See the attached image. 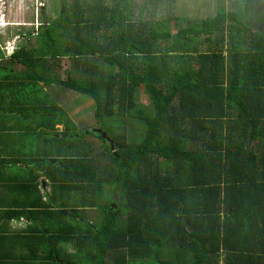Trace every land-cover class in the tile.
<instances>
[{"label":"trees","instance_id":"1","mask_svg":"<svg viewBox=\"0 0 264 264\" xmlns=\"http://www.w3.org/2000/svg\"><path fill=\"white\" fill-rule=\"evenodd\" d=\"M132 2L61 0L58 17L43 18L34 45L18 47L11 63L0 64V89L9 93L3 102L20 103L23 113L24 90L38 129L61 125L57 106L41 103V82L91 97L101 125L124 117L147 126L138 145L130 144L135 135L110 138L118 156L99 134L109 154L104 170L90 155L36 159L59 195L28 211L30 230L40 231L37 219H52L48 256L57 264H185L195 256L206 264L221 249L228 264H264V33L248 25L233 37L239 27L226 23L238 24V12L186 29L174 14L168 22L135 20ZM64 58L84 62L92 74L62 81L54 74ZM13 63L24 66L22 75L11 72ZM96 63L105 65V78ZM104 183L121 196L114 207L101 203ZM74 190L84 192L82 209L101 205L94 208L103 213L100 229L84 231L68 211H51ZM60 241L75 254L64 257Z\"/></svg>","mask_w":264,"mask_h":264},{"label":"rangeland","instance_id":"2","mask_svg":"<svg viewBox=\"0 0 264 264\" xmlns=\"http://www.w3.org/2000/svg\"><path fill=\"white\" fill-rule=\"evenodd\" d=\"M133 0V11H136V19L139 20V14H145L144 20L152 22L155 18L163 17L164 22H168L169 14L175 12L174 15L179 16V24L185 29L201 24L205 20H211L217 17L218 13L226 11L227 14L238 12V24L235 22H227L226 26L230 28L239 27L233 37H238L241 34L240 28L244 26L257 27L262 33H264V0H207V6L204 9L199 10L204 0H178V2L168 3L166 0ZM61 0H0V59H9L17 50L22 46H33L36 33L40 30L44 19L55 20L60 11ZM227 2V3H226ZM147 5L143 10L141 5ZM140 7V8H139ZM139 8V9H138ZM241 21V22H240ZM252 25V26H251ZM168 26V24H167ZM174 30V26L171 27ZM219 31V30H216ZM32 36H29L32 33ZM31 38V40H30ZM3 61H0V64ZM99 77L105 78L106 68L102 63H96ZM54 76L58 77L62 81H66L69 77L80 78L79 72H86L85 75L92 74L90 67L85 65L84 62L73 63L71 59L64 58L60 64V69L55 70ZM30 83V82H29ZM40 91L44 93V82L38 83ZM59 88V91H54ZM51 92L41 97V103H45L48 106H57V113L59 120H61V129H57V126H48L37 128L33 122L19 116L21 123V136L26 133L31 135L28 137H22L28 143L25 146L26 149H34L35 152L40 155H56V154H77L79 156L90 155L91 159L95 158L96 164L93 163L96 170L102 168L105 169L109 154L107 148L104 146L99 134H103V130L109 132V140L111 137H122L133 140L130 144L138 145L143 141V138L147 131V126L139 121L130 120L127 118H111L107 119L105 123L99 124L95 119V103L91 97L80 94L74 91L66 90L57 85H51L49 88ZM53 91V92H52ZM24 94L25 91H22ZM145 104H149L146 102ZM10 110L8 106L1 107L0 103V121L11 119V116H7L5 113ZM13 110V109H11ZM6 115V117H5ZM53 118L56 115L51 111ZM57 116V117H58ZM56 118V117H55ZM69 123L71 129H66V124ZM67 130V131H66ZM49 134L47 138L42 134ZM105 133V132H104ZM76 135V138H64L65 135ZM107 135V133H105ZM59 136V137H58ZM80 136V137H79ZM0 137H5L0 135ZM58 137V138H55ZM123 140L121 139L120 142ZM113 142V141H112ZM108 144V142H106ZM109 145V144H108ZM116 150V149H115ZM105 155V156H103ZM104 173H108L107 170ZM111 174V172L109 173ZM97 180H103L100 172H98ZM97 186H99L97 184ZM59 195V194H58ZM58 195H54V199L58 198ZM66 193L64 194V198ZM119 193L114 192V188L107 183L102 185V193L100 195L101 203L104 206H116V203H120ZM77 199V202L75 201ZM84 199V192L82 190H74L69 193V198L60 202L59 210H66L72 217L70 220L79 221L80 226L85 231L89 230V225L95 229H100L104 220L103 213L100 210L94 208H100L101 205H97L91 209H82L81 204ZM56 201V200H55ZM57 206V205H55ZM87 206V205H86ZM88 207V206H87ZM57 209V207H55ZM68 218V217H67ZM58 220V217H57ZM62 223L64 219H59ZM44 227H48V222L43 223ZM45 230V229H42ZM92 232L89 231L88 234ZM88 249L93 255L95 254V246L89 245ZM85 250V248H84ZM80 253V251L78 250ZM70 256V255H69ZM67 257V256H64ZM63 257V258H64ZM75 258L69 259L73 261ZM75 262V260H74ZM84 262L82 261V264ZM114 263V261H112Z\"/></svg>","mask_w":264,"mask_h":264},{"label":"crops","instance_id":"3","mask_svg":"<svg viewBox=\"0 0 264 264\" xmlns=\"http://www.w3.org/2000/svg\"><path fill=\"white\" fill-rule=\"evenodd\" d=\"M166 1H168L167 4L178 2V0ZM217 2H219V0H217L215 4H217ZM210 3L212 4L213 0H210ZM206 6L207 0H204V3L201 4L202 8L199 10L204 9ZM173 14H175V12H171L168 16ZM136 16L137 13L134 11L135 20H137ZM138 16L139 19L141 17L143 19L145 18V14H139ZM175 17L179 16L175 15ZM153 19V21H156L155 18ZM157 21H163V17L157 18ZM199 48L201 51L205 52L208 46H201ZM225 54H228V52H225ZM0 61H3L4 64L7 62L11 63L10 59L2 58ZM10 66L12 67L11 72L17 73V75H22L24 73V66L17 65L16 63ZM51 73H54L53 69ZM50 87L51 86L47 85L43 86L44 95L51 92L49 89ZM54 91L58 92L59 88ZM8 94V92H5V95H3L2 89H0L1 107L8 106L10 110L5 114L11 116L8 122L5 118L3 121H0V135L5 136L0 137V264H57L54 259L48 256V250L54 247V240L48 233V227L45 228L43 225L44 222H48V224L52 226V219H37V229L40 231H34L30 230L32 229V223L27 214L30 209L33 210V206L39 204L47 205L49 202L55 203L53 183L46 175L47 170L44 172L41 165L37 163V160L44 157L45 154L40 155V153H34V149L25 150L24 148L28 146V143H26V140L22 137H28L31 134L26 133L24 136L19 134L23 131L21 130L19 116L33 122L36 127H38L36 121L39 119L38 116L33 113L34 107L30 105L29 99L25 97L26 92L22 97L23 101L26 103L24 114L17 109L20 103L12 104L11 99H7L6 102H3V97L8 98ZM62 127L63 126H57V129H61ZM38 134H42L45 138L49 135L46 132ZM33 185H37L38 188L34 189ZM60 198L64 199V195ZM65 198L67 199V197ZM59 203V201L56 203L58 209L60 207ZM53 207H55V205L50 206L51 211ZM59 243L60 249L66 254L65 256L75 254V248L72 245L64 244L61 241ZM233 255L232 253V256ZM215 257L218 260L214 262L213 259ZM229 258L230 255L223 252L221 249L216 255H212L206 264H228L227 261H229ZM232 258L233 257H231V259ZM162 259V262H165L170 258L165 256ZM195 259L198 264H203L202 256L191 257V261L187 259L185 260V264H194ZM245 260L246 259L239 260L238 263L246 264ZM186 261L188 263H186ZM160 263L158 262L157 264Z\"/></svg>","mask_w":264,"mask_h":264},{"label":"water","instance_id":"4","mask_svg":"<svg viewBox=\"0 0 264 264\" xmlns=\"http://www.w3.org/2000/svg\"><path fill=\"white\" fill-rule=\"evenodd\" d=\"M103 137L106 138V139L108 140V142H109V144H110V148H111L112 153H114L115 156H118V154H117V152H116V150H115L116 148H115V146H114V143H113L111 140H109V139L107 138V135H106L105 133H103ZM51 163H52V164H55L56 161H55L54 159H52V160H51ZM60 165H61V167H63L62 164H60Z\"/></svg>","mask_w":264,"mask_h":264}]
</instances>
